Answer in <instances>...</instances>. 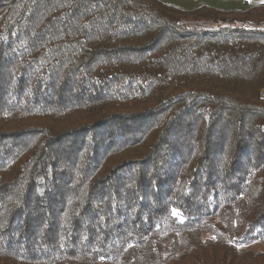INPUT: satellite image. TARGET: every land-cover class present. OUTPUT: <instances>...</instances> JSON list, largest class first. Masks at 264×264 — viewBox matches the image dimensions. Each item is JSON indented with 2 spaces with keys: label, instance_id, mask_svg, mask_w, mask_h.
<instances>
[{
  "label": "trees",
  "instance_id": "1",
  "mask_svg": "<svg viewBox=\"0 0 264 264\" xmlns=\"http://www.w3.org/2000/svg\"><path fill=\"white\" fill-rule=\"evenodd\" d=\"M263 88L264 6L0 0V264H264Z\"/></svg>",
  "mask_w": 264,
  "mask_h": 264
},
{
  "label": "crops",
  "instance_id": "2",
  "mask_svg": "<svg viewBox=\"0 0 264 264\" xmlns=\"http://www.w3.org/2000/svg\"><path fill=\"white\" fill-rule=\"evenodd\" d=\"M165 5L184 11L208 7L223 12H243L264 6V0H159Z\"/></svg>",
  "mask_w": 264,
  "mask_h": 264
},
{
  "label": "rangeland",
  "instance_id": "3",
  "mask_svg": "<svg viewBox=\"0 0 264 264\" xmlns=\"http://www.w3.org/2000/svg\"><path fill=\"white\" fill-rule=\"evenodd\" d=\"M184 23L188 27H195V28H201V29H213L218 26V23H213L212 21L201 17L200 14L199 16L198 15L189 16L188 19L184 21ZM251 249L254 251L264 250V239L252 245Z\"/></svg>",
  "mask_w": 264,
  "mask_h": 264
},
{
  "label": "built area",
  "instance_id": "4",
  "mask_svg": "<svg viewBox=\"0 0 264 264\" xmlns=\"http://www.w3.org/2000/svg\"><path fill=\"white\" fill-rule=\"evenodd\" d=\"M259 96L262 100H264V88L260 91Z\"/></svg>",
  "mask_w": 264,
  "mask_h": 264
},
{
  "label": "snow or ice",
  "instance_id": "5",
  "mask_svg": "<svg viewBox=\"0 0 264 264\" xmlns=\"http://www.w3.org/2000/svg\"><path fill=\"white\" fill-rule=\"evenodd\" d=\"M173 214H174V215H177V216L180 215L176 210H173Z\"/></svg>",
  "mask_w": 264,
  "mask_h": 264
}]
</instances>
